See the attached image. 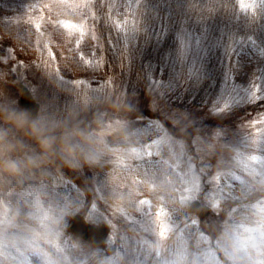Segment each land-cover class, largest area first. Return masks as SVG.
<instances>
[{
  "label": "rangeland",
  "instance_id": "rangeland-1",
  "mask_svg": "<svg viewBox=\"0 0 264 264\" xmlns=\"http://www.w3.org/2000/svg\"><path fill=\"white\" fill-rule=\"evenodd\" d=\"M169 1L0 0V264H264V0Z\"/></svg>",
  "mask_w": 264,
  "mask_h": 264
},
{
  "label": "water",
  "instance_id": "water-1",
  "mask_svg": "<svg viewBox=\"0 0 264 264\" xmlns=\"http://www.w3.org/2000/svg\"><path fill=\"white\" fill-rule=\"evenodd\" d=\"M22 91L23 96L21 101L23 105L30 110L32 115L37 114L39 110V103L36 101L31 90L26 85L22 84ZM190 209L191 211L198 213L201 218H204L211 212V207L208 204H203L200 200H194ZM71 228L77 235H80L97 245H103L105 243L106 237L110 231L108 223L104 222L100 226H95L81 213H77L72 218Z\"/></svg>",
  "mask_w": 264,
  "mask_h": 264
},
{
  "label": "trees",
  "instance_id": "trees-1",
  "mask_svg": "<svg viewBox=\"0 0 264 264\" xmlns=\"http://www.w3.org/2000/svg\"><path fill=\"white\" fill-rule=\"evenodd\" d=\"M145 1H150V0H145ZM173 1L174 0H170L169 3L165 2V7L160 6V7L157 8V7L151 6V4H148L147 6H145V8L146 9H155L157 11V15L156 16H168V17H171V18L172 17L173 18L182 17V15L186 12V10L183 7L182 1L179 2V3H173ZM146 9H145V12H146ZM146 15H147V13H146ZM229 16H232V15L230 14ZM243 20L241 18H239L238 20H236L234 22L233 27H234L235 31H245L247 27H250L251 22L249 23V21H245L244 18H243ZM89 21H90V19H89ZM106 32H107V28H106ZM169 44H170V42L166 46H168ZM166 46H164V47H166ZM135 51L137 52L138 50L136 49ZM144 51H146V52L143 53V57H144L143 69L147 66V63H146L147 54H152L153 53V52H151V50H149V51L144 50ZM207 67H208V65L204 64V62H203V67H202V69L200 70V73H199V75L201 74L199 76V79L204 80V78H205V81H208V80H210V79L212 80V78H214L213 72H209V73H207L205 75ZM193 80H194L193 78L190 79V81H193ZM199 83L201 84L200 80H199ZM215 86H218V85L215 84ZM260 192L264 193V191L262 189L260 190Z\"/></svg>",
  "mask_w": 264,
  "mask_h": 264
},
{
  "label": "snow or ice",
  "instance_id": "snow-or-ice-1",
  "mask_svg": "<svg viewBox=\"0 0 264 264\" xmlns=\"http://www.w3.org/2000/svg\"><path fill=\"white\" fill-rule=\"evenodd\" d=\"M240 2H241V6L242 7L248 8V7H251L252 6L251 0H240Z\"/></svg>",
  "mask_w": 264,
  "mask_h": 264
}]
</instances>
